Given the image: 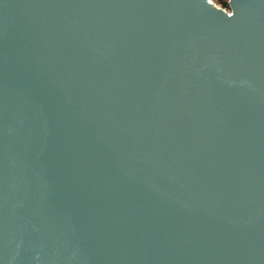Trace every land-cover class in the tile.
Returning a JSON list of instances; mask_svg holds the SVG:
<instances>
[{
	"label": "water",
	"instance_id": "obj_1",
	"mask_svg": "<svg viewBox=\"0 0 264 264\" xmlns=\"http://www.w3.org/2000/svg\"><path fill=\"white\" fill-rule=\"evenodd\" d=\"M0 0V264H264V0Z\"/></svg>",
	"mask_w": 264,
	"mask_h": 264
},
{
	"label": "trees",
	"instance_id": "obj_2",
	"mask_svg": "<svg viewBox=\"0 0 264 264\" xmlns=\"http://www.w3.org/2000/svg\"><path fill=\"white\" fill-rule=\"evenodd\" d=\"M212 1L226 10H230V6L228 5L229 0H212Z\"/></svg>",
	"mask_w": 264,
	"mask_h": 264
},
{
	"label": "rangeland",
	"instance_id": "obj_3",
	"mask_svg": "<svg viewBox=\"0 0 264 264\" xmlns=\"http://www.w3.org/2000/svg\"><path fill=\"white\" fill-rule=\"evenodd\" d=\"M220 6V5H219Z\"/></svg>",
	"mask_w": 264,
	"mask_h": 264
}]
</instances>
